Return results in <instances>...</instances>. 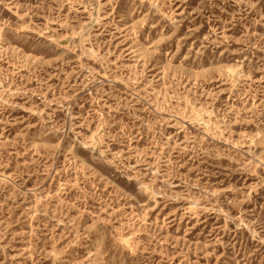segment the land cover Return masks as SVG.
I'll return each instance as SVG.
<instances>
[{
    "label": "rangeland",
    "instance_id": "obj_1",
    "mask_svg": "<svg viewBox=\"0 0 264 264\" xmlns=\"http://www.w3.org/2000/svg\"><path fill=\"white\" fill-rule=\"evenodd\" d=\"M0 264H264V0H0Z\"/></svg>",
    "mask_w": 264,
    "mask_h": 264
},
{
    "label": "bare ground",
    "instance_id": "obj_2",
    "mask_svg": "<svg viewBox=\"0 0 264 264\" xmlns=\"http://www.w3.org/2000/svg\"><path fill=\"white\" fill-rule=\"evenodd\" d=\"M151 190V189H150Z\"/></svg>",
    "mask_w": 264,
    "mask_h": 264
}]
</instances>
